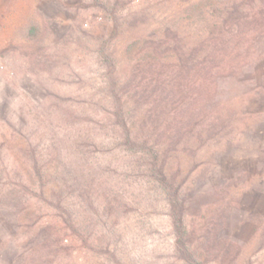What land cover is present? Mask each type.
<instances>
[{"label":"trees","instance_id":"16d2710c","mask_svg":"<svg viewBox=\"0 0 264 264\" xmlns=\"http://www.w3.org/2000/svg\"><path fill=\"white\" fill-rule=\"evenodd\" d=\"M130 2L91 0L97 23L77 25L97 32L89 69L65 58L78 40L63 46L41 101L44 125L64 133L41 149L24 143L4 198L21 226L45 217L57 239L69 235L109 264H218L225 199L196 219L190 191L231 138L228 105L210 103L220 77L258 60L264 0H136L124 11ZM165 224L171 239L151 261L129 256V234L142 240Z\"/></svg>","mask_w":264,"mask_h":264},{"label":"rangeland","instance_id":"374dc122","mask_svg":"<svg viewBox=\"0 0 264 264\" xmlns=\"http://www.w3.org/2000/svg\"><path fill=\"white\" fill-rule=\"evenodd\" d=\"M90 3L0 0V264H109L69 235L57 239L41 227L45 217L34 226L26 217L25 224L31 223L21 226L22 212L4 198L11 186L7 173L25 161L24 143L30 140L41 149L48 137L64 133L55 126L53 134L52 127L44 125L41 101L60 71L58 52L63 46L78 40L79 49H71L72 54L65 58H76L79 68L89 69L92 56L86 48L97 33L83 26L97 23L87 8ZM135 3L122 8L125 11ZM79 20L84 24L77 27ZM29 26L44 29L40 39L27 32ZM255 49L258 60L236 75L217 80L210 106L228 105L231 127L227 137L231 138L225 149L219 145L214 167L202 174L190 191L188 215L196 219L210 204L225 199L223 220L214 231L215 247L221 253L218 264H264V34L256 39ZM127 222L130 225L132 219ZM158 227L162 233L142 240L134 231L131 242L133 236L129 234L130 257L139 258V254L151 261L154 245L169 242L171 234L164 229L167 225ZM162 246L158 248L162 250ZM157 254L166 257L165 251Z\"/></svg>","mask_w":264,"mask_h":264}]
</instances>
